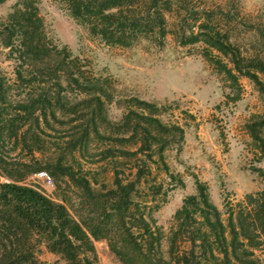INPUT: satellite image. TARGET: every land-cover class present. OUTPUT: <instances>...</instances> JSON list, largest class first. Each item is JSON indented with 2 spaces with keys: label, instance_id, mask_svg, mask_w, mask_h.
I'll use <instances>...</instances> for the list:
<instances>
[{
  "label": "rangeland",
  "instance_id": "1",
  "mask_svg": "<svg viewBox=\"0 0 264 264\" xmlns=\"http://www.w3.org/2000/svg\"><path fill=\"white\" fill-rule=\"evenodd\" d=\"M19 1L6 0L0 5V23L6 21ZM36 1L47 38L59 48L67 47L85 66L87 77L101 80L107 95L113 98L104 104L95 120L91 110L81 107L79 115L83 117L78 122L63 116L59 121L49 117V126H34L26 136L27 144L22 135L18 142L4 141L0 156L7 163L31 164L34 169L48 173L54 181V187H49L34 173L18 184L35 188L53 202L64 205L79 223L81 220L106 223L103 205L97 201L98 205L93 206L82 181H88L92 191L98 194L116 189V172L123 184L136 180L138 167L145 158L143 155L111 158V136L118 135L116 128L111 132V122H120L130 106L127 101L138 98L157 105L158 118L165 125L179 126L184 131L183 140H171L163 153L174 178H170L162 164L149 162L131 194L132 202L148 206L144 212L152 209L150 213L163 231L164 255L175 213L186 197L197 195L195 178L207 185L210 200L225 223L229 211L238 210L239 205L246 206L248 195L264 191V179L255 171L264 172V154L247 130L248 124L264 121L263 92L249 78L238 76L234 71L237 81L225 72H218L204 57V43H181L183 35H189L191 29L198 33L197 27L208 23L240 50L246 59L243 65L255 64L257 60L264 62V0H187L185 4L190 11L176 6L167 13L169 33L163 45L140 38L128 48L110 46L92 37L86 27L71 17L63 2ZM213 57L220 58L233 70L227 57L216 51ZM0 69L13 86L16 62L3 48H0ZM258 77L264 86V74L258 73ZM13 90L17 94L15 87ZM68 92L72 104L83 97L70 89ZM7 109L8 114L13 112L11 107ZM94 122L101 137L91 134L87 139L82 138L81 132H91ZM259 129V136L264 140V127ZM156 151H152L153 161H158ZM57 163L62 165V170L55 171ZM68 169L74 174V181L61 174ZM13 182L0 172V184ZM104 226L107 229V224ZM103 234L107 240L94 241L95 253L87 257L92 264H122L110 250L111 228ZM257 240L259 244L253 250L252 259L255 264H264V237ZM30 246L40 262L68 264L61 255L51 253L37 237L31 240Z\"/></svg>",
  "mask_w": 264,
  "mask_h": 264
},
{
  "label": "trees",
  "instance_id": "2",
  "mask_svg": "<svg viewBox=\"0 0 264 264\" xmlns=\"http://www.w3.org/2000/svg\"><path fill=\"white\" fill-rule=\"evenodd\" d=\"M5 1L0 0V5ZM58 1L65 4L71 17L86 27L92 37L123 48L140 38L163 45L169 33L167 13L176 6L190 11L185 4L187 0ZM197 29L198 33L191 29L189 35H183L181 43H204V57L218 72H225L234 81H237L234 72L247 77L264 94L258 77V73L264 74L263 61L245 66L246 59L227 36L208 23H201ZM0 48L8 50L9 58L16 62L13 86L0 69V145L13 139L18 142L20 135L27 144L26 136L34 126H49V117L59 121L63 116L78 122L83 117L79 115L81 107L91 110L95 120L104 104L113 98L107 95L101 80L87 77L85 66L67 47L59 48L47 38L36 0H20L6 21L0 23ZM213 51L227 57L233 70L220 58H214ZM13 87L18 90L17 94L13 93ZM68 89L83 97L72 104ZM127 103L130 106L121 121L111 122V132L116 128L118 133L111 136V158L143 155L145 159L138 167L136 180L123 184L116 172V189L98 194L92 191L88 181L81 180L93 206L98 205L97 201L103 205L106 223L102 225L94 220L79 223L64 205L53 202L35 188L18 184L26 176L39 173L40 169L22 161L7 163L0 156V172L14 181L0 184V264H46L38 261L33 253L30 242L34 237L68 264H92L87 254L95 253L93 242L105 240L103 231L109 233V228L113 234L110 250L122 264H255L253 250L258 247L257 239L264 237V191L248 195L246 206L239 205L238 210L229 211L225 223L210 200L207 185L197 178V195L186 197L175 213L164 255L161 249L163 231L151 215L152 209L144 212L148 206L132 202L131 194L149 162L162 164L170 178H174L164 162L163 153L171 140H183L184 131L179 126L165 125L158 118L160 109L153 103L138 98H131ZM8 106L13 109L11 114L7 113ZM260 127H264V121L248 124L247 130L264 154ZM91 134L101 137L95 122L91 132H81L85 139ZM154 149L158 161H153ZM60 170L62 165L57 163L55 171ZM255 171L264 179L261 169ZM61 174L73 181L76 179L69 169Z\"/></svg>",
  "mask_w": 264,
  "mask_h": 264
},
{
  "label": "built area",
  "instance_id": "3",
  "mask_svg": "<svg viewBox=\"0 0 264 264\" xmlns=\"http://www.w3.org/2000/svg\"><path fill=\"white\" fill-rule=\"evenodd\" d=\"M36 177L42 180L45 185L49 187H54V181L48 173L40 172L36 175Z\"/></svg>",
  "mask_w": 264,
  "mask_h": 264
}]
</instances>
